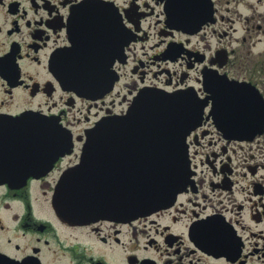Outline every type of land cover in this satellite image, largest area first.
<instances>
[{
    "label": "flooded vegetation",
    "instance_id": "flooded-vegetation-1",
    "mask_svg": "<svg viewBox=\"0 0 264 264\" xmlns=\"http://www.w3.org/2000/svg\"><path fill=\"white\" fill-rule=\"evenodd\" d=\"M127 42L112 92L64 89L73 46ZM214 78L264 98V0H0V138L17 140L0 144V264H264V130L231 138L205 119L187 139L193 185L166 211L74 223L57 207L98 123L144 89L206 98Z\"/></svg>",
    "mask_w": 264,
    "mask_h": 264
},
{
    "label": "water",
    "instance_id": "water-1",
    "mask_svg": "<svg viewBox=\"0 0 264 264\" xmlns=\"http://www.w3.org/2000/svg\"><path fill=\"white\" fill-rule=\"evenodd\" d=\"M113 64L112 58L98 56L67 62L63 86L84 97L104 95L117 81L112 73L102 75ZM211 92L210 117L225 135L248 139L261 133L264 101L257 92L236 84L214 85ZM207 105L187 92L142 91L126 116L107 119L89 133L81 164L58 189L59 211L85 223L131 221L169 208L189 183L186 138L201 125ZM15 143L13 135L0 138L4 149L12 145L14 150Z\"/></svg>",
    "mask_w": 264,
    "mask_h": 264
}]
</instances>
